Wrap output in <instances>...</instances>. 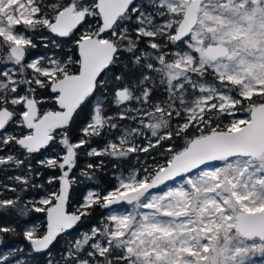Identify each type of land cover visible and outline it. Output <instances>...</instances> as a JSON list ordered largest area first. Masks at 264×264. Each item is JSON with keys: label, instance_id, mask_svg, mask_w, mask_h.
Returning <instances> with one entry per match:
<instances>
[{"label": "snow or ice", "instance_id": "obj_1", "mask_svg": "<svg viewBox=\"0 0 264 264\" xmlns=\"http://www.w3.org/2000/svg\"><path fill=\"white\" fill-rule=\"evenodd\" d=\"M0 264H264V0H0Z\"/></svg>", "mask_w": 264, "mask_h": 264}, {"label": "trees", "instance_id": "obj_2", "mask_svg": "<svg viewBox=\"0 0 264 264\" xmlns=\"http://www.w3.org/2000/svg\"><path fill=\"white\" fill-rule=\"evenodd\" d=\"M94 144H101V141H93ZM91 159V158H89ZM84 163V157H81V164ZM109 186H110V182H109ZM78 192L82 195L83 194V189H78ZM6 195H11V193H6ZM79 198V197H78ZM103 215V213H101V211L99 209L96 210V213L94 214V216L92 218H90L89 221H87L84 225H82L81 227L83 228H87L90 224L95 223L96 219H98L99 216ZM36 218H41V214H36V217H34V219ZM77 235V230H74L72 232V236L75 237ZM25 242L23 241V239H18V240H8L5 242V244L3 245L4 249H7L9 247H11L14 244H24ZM60 247V245L58 244L56 246V249L58 250Z\"/></svg>", "mask_w": 264, "mask_h": 264}]
</instances>
